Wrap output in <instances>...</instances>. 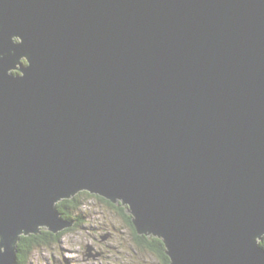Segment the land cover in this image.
<instances>
[{
	"label": "water",
	"instance_id": "95a60500",
	"mask_svg": "<svg viewBox=\"0 0 264 264\" xmlns=\"http://www.w3.org/2000/svg\"><path fill=\"white\" fill-rule=\"evenodd\" d=\"M81 191L172 264H264V0H0V264Z\"/></svg>",
	"mask_w": 264,
	"mask_h": 264
},
{
	"label": "rangeland",
	"instance_id": "374dc122",
	"mask_svg": "<svg viewBox=\"0 0 264 264\" xmlns=\"http://www.w3.org/2000/svg\"><path fill=\"white\" fill-rule=\"evenodd\" d=\"M15 39L22 41L19 36ZM89 204L90 200L81 206L88 214L86 222L64 233L52 247L35 250L30 264H152L156 260L133 249L131 230L107 204L110 210ZM92 248L100 250L101 256L87 255Z\"/></svg>",
	"mask_w": 264,
	"mask_h": 264
},
{
	"label": "trees",
	"instance_id": "16d2710c",
	"mask_svg": "<svg viewBox=\"0 0 264 264\" xmlns=\"http://www.w3.org/2000/svg\"><path fill=\"white\" fill-rule=\"evenodd\" d=\"M89 200V206L92 207L98 204L107 210H110L111 208L114 213L120 216V219L132 230L133 239L137 247L153 252L162 264H172L171 257L167 252V246L162 238L154 235H140L134 225L133 217L131 215L129 216L126 208L123 207L121 209H116L113 204L114 202L101 195L90 193L89 191H81L71 198L63 199L57 203V209L61 216L70 221H74L73 226H69L59 232H54L45 227H41L37 233L21 235L17 244L18 252L16 264H30L32 254L35 250L52 247L53 244L61 241L64 233L74 230L75 226H81L84 224L87 220L88 214L82 210L83 208L81 206ZM261 245L264 247V238L261 241Z\"/></svg>",
	"mask_w": 264,
	"mask_h": 264
},
{
	"label": "flooded vegetation",
	"instance_id": "af4514ba",
	"mask_svg": "<svg viewBox=\"0 0 264 264\" xmlns=\"http://www.w3.org/2000/svg\"><path fill=\"white\" fill-rule=\"evenodd\" d=\"M21 38V37H20ZM15 41L17 42V40L15 39ZM22 64L23 65H26V64H28V60H27V58H23V60H22ZM14 73L15 74H20L21 73V71L20 70H17V71H14ZM114 205H115V208L116 209H121V208H126L127 206L126 205H123L121 202H118V203H113ZM110 212V211H109ZM129 216H130V214H129ZM132 216V215H131ZM127 227H128V225L126 224V223H124ZM77 226H75V228H76ZM129 228V227H128ZM130 229V228H129ZM131 230V229H130ZM131 233H132V230H131ZM133 236V235H132ZM264 238V237H263ZM263 240V239H262ZM261 240V241H262ZM133 241H134V239H133ZM133 247V249L137 252V253H142V254H148V255H150V256H152V257H155L156 258V260H154V261H151L152 262V264H162L161 263V261L159 260V258L153 253V252H151V251H149V250H147V249H143V248H141V247H137L136 246V243L134 242V245L132 246ZM94 248H92V250L89 252V253H87V255L89 254L90 256H94V257H97V256H101V254H102V252L100 251V250H93Z\"/></svg>",
	"mask_w": 264,
	"mask_h": 264
},
{
	"label": "bare ground",
	"instance_id": "6f19581e",
	"mask_svg": "<svg viewBox=\"0 0 264 264\" xmlns=\"http://www.w3.org/2000/svg\"><path fill=\"white\" fill-rule=\"evenodd\" d=\"M17 70H18V69H17ZM87 202H88V201H87ZM73 225H74V224H73ZM73 225H72V226H73Z\"/></svg>",
	"mask_w": 264,
	"mask_h": 264
},
{
	"label": "clouds",
	"instance_id": "9594fccd",
	"mask_svg": "<svg viewBox=\"0 0 264 264\" xmlns=\"http://www.w3.org/2000/svg\"><path fill=\"white\" fill-rule=\"evenodd\" d=\"M85 212H87L86 210H84Z\"/></svg>",
	"mask_w": 264,
	"mask_h": 264
}]
</instances>
